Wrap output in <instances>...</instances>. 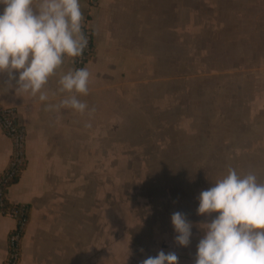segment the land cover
<instances>
[{"label": "crops", "instance_id": "0c3cea01", "mask_svg": "<svg viewBox=\"0 0 264 264\" xmlns=\"http://www.w3.org/2000/svg\"><path fill=\"white\" fill-rule=\"evenodd\" d=\"M88 1L81 0V10L93 55L84 65L91 76L81 98L92 111L44 107L64 95L57 80L74 68L72 57L45 85L47 101L0 76V104L14 108L25 130L24 168L8 191L12 201L28 206L17 264H139L158 249L175 251L178 264H193L198 222L215 215L196 213L198 192L229 166L264 179V0ZM233 18L238 53L227 47L234 43L231 31L208 34L231 30ZM254 28L250 56L246 43ZM207 43L209 53L201 47ZM223 58L230 59L228 67L217 65ZM232 59L241 60V70ZM255 62L259 69L250 75ZM221 72L226 84L237 77L238 88L263 113L248 122L215 115L207 133L202 125L193 134L185 109L203 108L197 94L206 87L195 82L186 89L184 81ZM221 84L209 85L214 98L225 89ZM186 91L193 98L189 106ZM210 103L212 109L223 104L217 98ZM189 142L188 154L179 152L189 160L166 159ZM9 153L10 139L0 128V170ZM176 210L193 222L186 246L173 240L169 217ZM13 225L0 214V264Z\"/></svg>", "mask_w": 264, "mask_h": 264}, {"label": "clouds", "instance_id": "9594fccd", "mask_svg": "<svg viewBox=\"0 0 264 264\" xmlns=\"http://www.w3.org/2000/svg\"><path fill=\"white\" fill-rule=\"evenodd\" d=\"M83 19L81 0H0V76L47 101L49 78L65 57H79L87 45ZM90 76L83 66L62 72L57 91L64 95L45 103V109L92 111L81 98L89 91ZM196 199L198 215H215L198 222L202 234L193 264H264V179L229 166ZM169 220L173 240L186 246L193 222L180 210ZM178 259L175 251L158 249L139 264H178Z\"/></svg>", "mask_w": 264, "mask_h": 264}, {"label": "built area", "instance_id": "2783aa9c", "mask_svg": "<svg viewBox=\"0 0 264 264\" xmlns=\"http://www.w3.org/2000/svg\"><path fill=\"white\" fill-rule=\"evenodd\" d=\"M96 0H90L95 4ZM85 20V16H83ZM87 35V45L79 57L73 58V67H84L90 51V31L83 23ZM0 128L10 139V153L6 165L0 170V214L13 219L14 225L7 233L6 254L3 264H17L20 259V249L24 230L28 222V206L24 202L12 201L8 191L25 164V130L17 119L14 108L0 104Z\"/></svg>", "mask_w": 264, "mask_h": 264}, {"label": "trees", "instance_id": "16d2710c", "mask_svg": "<svg viewBox=\"0 0 264 264\" xmlns=\"http://www.w3.org/2000/svg\"><path fill=\"white\" fill-rule=\"evenodd\" d=\"M90 2V1H88ZM254 19H256L254 17ZM253 19V21H254ZM251 20V19H250ZM256 26V21L253 22ZM255 28L253 30L250 31V33H252V37L250 35V38L247 39V47L250 51V56L252 55L251 50H254L255 45H252V40H255V36L253 34H256L255 32ZM254 32V33H253ZM90 36H91V32H90ZM254 37V39H253ZM90 44V51L87 55V59L89 60L92 55H93V42L90 39L89 41ZM234 45H237L236 49H232V52H236L238 53V51L240 50L241 46V41L239 42L238 39V43L234 41L233 43ZM244 48L246 47L245 44ZM228 48H233V46H231V44H229L227 46ZM230 50V49H229ZM234 57H238V54H233ZM226 63H231L230 59L227 60H218L217 61V65L222 64L220 67H228V64ZM243 63V62H242ZM241 64V60L240 59H232V65L233 67L235 66H239ZM195 82H199L201 84V87H207L209 85H216L219 86V77L218 76H203L201 78H196V79H185L184 83L186 84L185 87L186 89L191 88L192 84H194ZM222 87L225 88L222 90L221 94L217 95V101L219 102H223L222 105H219L218 108L220 107V110L222 108V110L224 111V113L221 115L223 117H231L232 120L234 121H238V120H244V122H248L251 121L253 119H255L259 114L261 115L263 113V110L261 109L260 112L258 113L255 102H251V98L250 97V93H246L244 92V90H240L238 88V82H237V77L233 79L232 83L230 84H226L224 83V81L222 82ZM198 88V87H196ZM191 90V89H190ZM192 94L189 93L188 91L185 92L184 98L185 101H187L186 105H192L191 101H193V98H191ZM197 101L199 102L200 106L203 108L197 109V110H191L189 107L187 108V112L184 114V118H185V122H186V127L189 130V132H194L193 134L199 133V131L201 130L200 126L202 123H204V121L208 118V113H210V111L212 110V107L210 106L211 103L209 100H203L202 96L200 94H197ZM215 98V101H216ZM203 100V102H201ZM219 104V103H218ZM24 168V165L22 166V169ZM19 176V175H18ZM18 177H16L15 181L17 180Z\"/></svg>", "mask_w": 264, "mask_h": 264}, {"label": "rangeland", "instance_id": "374dc122", "mask_svg": "<svg viewBox=\"0 0 264 264\" xmlns=\"http://www.w3.org/2000/svg\"><path fill=\"white\" fill-rule=\"evenodd\" d=\"M233 22H232V24H231V30L230 29H211V30H208L210 33H208L209 35H212V36H214L215 38L216 37H218V36H224L225 34H226V31L227 32H229V34H230V31L233 33V36L231 37L232 38V40H237L238 39V37L240 36V32H239V30L238 31H236L237 29H235V27H236V23H235V19L233 18ZM239 22V21H238ZM229 27V26H228ZM226 30V31H225ZM224 31H225V33H224ZM211 44L210 43H207V45L206 46H202L201 45V47L202 48H204L205 50H206V53H209L210 51H211ZM233 46V49H236L237 48V45H232ZM192 46H186V49L188 48V50L190 51V52H192L191 51V48ZM196 48V47H195ZM196 50H199V48H196ZM201 57H202V55L200 56V59H201ZM202 61V60H201ZM187 63V62H186ZM188 66L190 65L191 66V64H192V61L190 60L188 63ZM202 64H207V63H204L203 61H202ZM241 66H239V69L241 70L242 68H240ZM256 69H259L258 67H257V64H256V62L253 64V66H252V68H250V70H249V72H248V74H253L255 71H256ZM222 74H220L219 73V80L220 81H224L225 79H224V73L223 72H221ZM229 78V77H228ZM208 87H209V89H208ZM210 88H211V90H210ZM206 92L204 91V92H202V98H204L205 100L207 99V100H209L210 102L212 101V100H214L215 98V95L211 92L210 93V91H212L213 89H214V86H207L206 88ZM218 95V94H217ZM187 112V109H185V113ZM224 113V111L222 110V108H221V110H220V108H217V107H215V108H213L211 111H210V113H208V118L204 121V123H202L201 124V126L203 125V133H207L210 129H211V123H209L208 124V121H209V118L211 119L213 116H218V115H222ZM173 116V115H172ZM170 118H172L171 116H170ZM214 118V117H213ZM200 126V127H201ZM193 147H192V143H186V146H184V147H181L180 149H173L172 151H170V152H168V154H169V156H167L166 157V159H170V161H172V162H174L175 163V161H180V160H189L190 158L188 157V155H185V156H179V152H184L185 150H191ZM180 154H183V153H180ZM185 154H188L187 153V151H185ZM154 176H156L157 174L156 173H152ZM156 174V175H155Z\"/></svg>", "mask_w": 264, "mask_h": 264}]
</instances>
